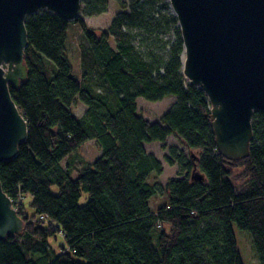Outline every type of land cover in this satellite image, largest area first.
I'll return each instance as SVG.
<instances>
[{"label": "trees", "instance_id": "obj_1", "mask_svg": "<svg viewBox=\"0 0 264 264\" xmlns=\"http://www.w3.org/2000/svg\"><path fill=\"white\" fill-rule=\"evenodd\" d=\"M115 1L120 10L99 33L82 15L105 12L108 0H82L74 20L46 10L26 18L27 75L9 89L28 134L17 156L0 162L23 229L0 239V264H243L233 224L264 264V111L253 114L250 154L222 155L208 98L183 73L170 2ZM171 96L159 121L139 113V97ZM77 102L86 106L81 117ZM170 136L197 153L169 148L165 159L178 170L163 192L151 181L162 162L145 145ZM88 140L101 156L73 177L63 162ZM195 167L203 180L192 179ZM163 193L168 201L152 210L151 198ZM57 235L61 252L50 243Z\"/></svg>", "mask_w": 264, "mask_h": 264}, {"label": "water", "instance_id": "obj_2", "mask_svg": "<svg viewBox=\"0 0 264 264\" xmlns=\"http://www.w3.org/2000/svg\"><path fill=\"white\" fill-rule=\"evenodd\" d=\"M183 40V73L206 94L216 145L229 159L250 154L253 114L264 111V0H168ZM82 0H0V162L14 159L28 134L11 96L27 75V16L46 10L66 20ZM196 169L192 179L204 176ZM23 220L0 181V239L19 234Z\"/></svg>", "mask_w": 264, "mask_h": 264}, {"label": "rangeland", "instance_id": "obj_3", "mask_svg": "<svg viewBox=\"0 0 264 264\" xmlns=\"http://www.w3.org/2000/svg\"><path fill=\"white\" fill-rule=\"evenodd\" d=\"M120 10L119 5L115 0H108L107 10L101 14L96 15H82L84 20L86 21L87 25L93 29L96 33L101 32L104 29H107L110 25L112 19L114 18L115 14ZM171 12L172 8H171ZM79 39H84L83 36H79ZM139 113L146 119L151 122L159 121L161 116L174 104L175 97H166L160 101H149L142 97L137 99ZM86 106L81 103L77 102L73 107V114L75 117H81L83 112L85 111ZM171 146H176L180 151L183 150L186 153L189 151L186 150L179 142L173 137L170 136L166 142H152L145 145L148 152L153 153L163 165V173L160 176H153L151 181L158 180L160 185L162 186L163 192L164 185L168 178L173 177L177 174L178 166L170 165L165 156L169 154V148ZM101 150L96 143L95 140H88L86 141L68 160L63 162L64 165L70 166L72 168L73 177L78 176V169H83L88 165L89 162L94 161L98 157L101 156ZM197 152L192 151L189 152V155H195ZM87 163V164H85ZM197 171V170H196ZM52 190L54 192L57 191V186H53ZM88 200V194L86 192H82V196L79 200V204L83 205ZM168 201L167 194L163 195H155L151 198L149 204L152 210H155L159 205H163ZM29 200L27 199L25 204L28 207ZM27 210L32 213L31 208H27ZM233 230L235 234V238L237 241V245L240 251V255L243 261V264H260V260L256 255L253 245L252 239L248 232L241 230L236 224H233ZM50 243L52 244L53 248L56 252H61L63 247H66V243L64 239L57 235L56 239H51Z\"/></svg>", "mask_w": 264, "mask_h": 264}]
</instances>
